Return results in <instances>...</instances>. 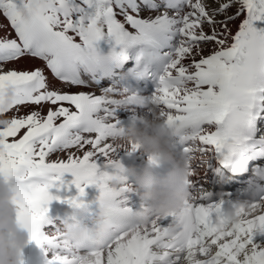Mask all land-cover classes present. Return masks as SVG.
Here are the masks:
<instances>
[{
  "label": "snow or ice",
  "instance_id": "obj_1",
  "mask_svg": "<svg viewBox=\"0 0 264 264\" xmlns=\"http://www.w3.org/2000/svg\"><path fill=\"white\" fill-rule=\"evenodd\" d=\"M31 4L0 0L7 21L0 24V97L9 87L13 93L7 107L0 103V180L13 192L17 226L45 252V264H264V244L254 242L264 235V27L257 26L264 0ZM22 61L36 63L15 67ZM142 80L152 82L148 96L132 87ZM149 102L189 161V195L180 211L142 222L146 205L117 153L140 150L120 144L122 116L142 122ZM100 158L110 171L99 170ZM65 174L73 177L68 183ZM233 183L243 198L225 190ZM69 185L75 196L50 192ZM90 185L110 226L100 247L63 238L61 225L82 216L61 225L48 216L53 200L78 206ZM229 210L239 219L230 221ZM98 228L96 213L91 229Z\"/></svg>",
  "mask_w": 264,
  "mask_h": 264
},
{
  "label": "clouds",
  "instance_id": "obj_2",
  "mask_svg": "<svg viewBox=\"0 0 264 264\" xmlns=\"http://www.w3.org/2000/svg\"><path fill=\"white\" fill-rule=\"evenodd\" d=\"M39 0H32L31 8L35 9ZM20 16L28 20L29 9L21 7L18 9ZM12 90L7 88L0 103L4 107L11 102ZM145 112L150 115L142 122L127 127L126 137L120 141L122 146L135 143L146 156V162L142 167H124L123 174L131 182L139 199L146 205V211L141 212L142 222H147L151 216H166L178 212L184 208V202L189 192L184 181L187 177L189 161L183 154L177 152L173 146V137L169 127L165 126L156 112L155 102L145 105ZM4 119H0V126H4ZM151 158L157 165H167L165 175H157L153 171V164L149 163ZM116 187L115 181L111 182ZM12 190L0 180V264H19L20 254L28 243V234L19 228L14 219V208L11 204ZM78 206L70 207V217H81L86 212L83 201H77ZM237 206V210L239 209ZM97 217L99 228L93 230L80 222L78 219L70 220L62 226V236L70 242L84 240L92 241L97 247L104 243L109 232V224L104 218L105 205L98 203ZM245 211L252 213L251 209ZM227 218L230 221L239 219L233 210H229ZM176 232L175 226L169 228L168 235Z\"/></svg>",
  "mask_w": 264,
  "mask_h": 264
},
{
  "label": "bare ground",
  "instance_id": "obj_3",
  "mask_svg": "<svg viewBox=\"0 0 264 264\" xmlns=\"http://www.w3.org/2000/svg\"><path fill=\"white\" fill-rule=\"evenodd\" d=\"M0 24H7V21L4 20L3 17H0ZM257 26L258 27H264V25H257ZM231 27H233V29H235V25H232ZM206 51H207V49H206ZM33 63H36V62L22 61L20 64L15 65V67H18V68L31 67ZM10 67H12V65H10ZM57 86H59V85H57ZM65 91L78 92V91H89V89L70 88V89H65ZM46 110H47V106H45L44 111H46ZM23 111H27V109H25ZM138 111H143V110H138ZM11 115H12V113H9V116H11ZM124 117L125 116H122V118H124ZM124 154H125L124 151L121 150V151H119L117 153V157L118 156H122ZM104 162L105 161H104L103 158H100V159H98L96 161L97 165H100V164H102ZM63 179L68 180V181H71L73 179V177L70 174H65V176L63 177ZM233 184H235V183H233ZM206 187H208L209 189H211L212 188V185L209 184V185H206ZM229 189H232V188H225L226 191L229 190ZM51 190L52 189H50V191ZM92 190H93V192H98V189L97 188H93ZM219 190H220L219 188H216L213 191H219ZM240 198H243V195ZM134 199H138V198H134ZM254 242L259 243V244H264V235H257V236H255L254 237ZM42 252H43L44 257L47 258L45 252L43 250H42ZM47 255H50V253H48Z\"/></svg>",
  "mask_w": 264,
  "mask_h": 264
},
{
  "label": "rangeland",
  "instance_id": "obj_4",
  "mask_svg": "<svg viewBox=\"0 0 264 264\" xmlns=\"http://www.w3.org/2000/svg\"><path fill=\"white\" fill-rule=\"evenodd\" d=\"M207 49V48H206Z\"/></svg>",
  "mask_w": 264,
  "mask_h": 264
}]
</instances>
